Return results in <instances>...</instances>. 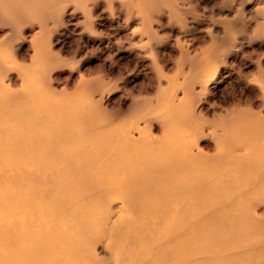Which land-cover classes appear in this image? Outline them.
I'll list each match as a JSON object with an SVG mask.
<instances>
[{
    "label": "rangeland",
    "instance_id": "obj_1",
    "mask_svg": "<svg viewBox=\"0 0 264 264\" xmlns=\"http://www.w3.org/2000/svg\"><path fill=\"white\" fill-rule=\"evenodd\" d=\"M7 1L0 98L34 94L49 118L13 130L30 144L23 150H133L126 156L151 165L184 148L216 180L213 189L243 207L241 227L236 213L222 253L204 254V264H264V183L252 185L248 172L264 171V0ZM19 151L0 148V204L12 195L6 177ZM6 202L0 222L5 215L9 224ZM96 205L86 256L130 264L116 245L134 234L135 215L118 195Z\"/></svg>",
    "mask_w": 264,
    "mask_h": 264
},
{
    "label": "bare ground",
    "instance_id": "obj_2",
    "mask_svg": "<svg viewBox=\"0 0 264 264\" xmlns=\"http://www.w3.org/2000/svg\"><path fill=\"white\" fill-rule=\"evenodd\" d=\"M30 95L0 98V148L21 152L16 170L6 177L12 183L6 201L13 219L4 224L5 215L1 217L0 264H92L83 242L99 225L96 204L111 194L123 199L126 213L135 215L130 218L137 225L134 234L123 235L116 245L130 264H204V254L222 253L236 213L233 227H241L237 220L243 207L228 198L229 190L213 189L216 180H207L208 169H201L184 148L172 150L171 161L165 154L151 165L143 155L138 160L126 156L133 150H23L30 144L20 142V133L13 130H32L49 119ZM36 133L31 135L35 139ZM25 157L30 162L22 166ZM248 172L256 175L252 185L264 183V171ZM6 201L0 204L3 209ZM135 238L141 242L125 250Z\"/></svg>",
    "mask_w": 264,
    "mask_h": 264
}]
</instances>
